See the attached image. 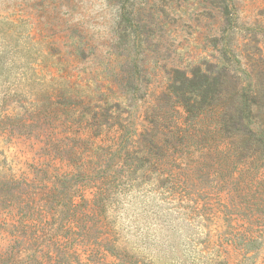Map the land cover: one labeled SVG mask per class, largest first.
Segmentation results:
<instances>
[{"label": "rangeland", "instance_id": "1", "mask_svg": "<svg viewBox=\"0 0 264 264\" xmlns=\"http://www.w3.org/2000/svg\"><path fill=\"white\" fill-rule=\"evenodd\" d=\"M195 71L264 127V0H0V264H264V159L186 124Z\"/></svg>", "mask_w": 264, "mask_h": 264}, {"label": "trees", "instance_id": "2", "mask_svg": "<svg viewBox=\"0 0 264 264\" xmlns=\"http://www.w3.org/2000/svg\"><path fill=\"white\" fill-rule=\"evenodd\" d=\"M207 73L195 71L188 75L175 72L168 88L169 97L182 108L186 124L205 122L199 140L206 146L213 143L216 147L222 146L221 154L227 156L235 168L249 157L260 154L264 159V127L259 129L254 122L256 110L253 106L257 93L242 91L237 98L239 93H231L224 77L215 78L212 72ZM150 145L155 148V141L152 140Z\"/></svg>", "mask_w": 264, "mask_h": 264}]
</instances>
